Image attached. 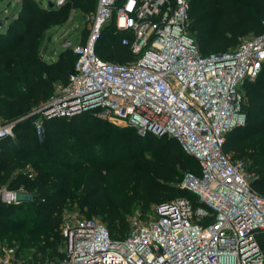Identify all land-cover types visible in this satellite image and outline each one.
<instances>
[{
    "label": "built area",
    "instance_id": "1",
    "mask_svg": "<svg viewBox=\"0 0 264 264\" xmlns=\"http://www.w3.org/2000/svg\"><path fill=\"white\" fill-rule=\"evenodd\" d=\"M114 16L116 31L129 34L123 38L134 57L129 62L104 60L96 51ZM86 20L85 41L71 46L74 72L34 111L39 136L45 118L91 111L141 135L175 138L201 172H186L178 183L192 197L131 214L124 239L97 218L65 212L58 264H264V195L252 185L256 174L246 159L225 151L228 133L247 120L244 85L261 72L264 32L203 54L189 0H98ZM14 135L13 122H0V141ZM0 200L19 202L7 187ZM10 253L0 264L11 263Z\"/></svg>",
    "mask_w": 264,
    "mask_h": 264
},
{
    "label": "trees",
    "instance_id": "2",
    "mask_svg": "<svg viewBox=\"0 0 264 264\" xmlns=\"http://www.w3.org/2000/svg\"><path fill=\"white\" fill-rule=\"evenodd\" d=\"M201 1L214 6L215 17L207 20L199 14L196 6ZM189 2L192 29L203 54L232 49L244 37L264 32V0ZM18 3L7 29L0 30V91L7 95L0 114L14 123L15 133L0 141V188L16 191L19 202L0 200V232L12 231L25 247L45 242L58 264L63 256L64 213L74 201L87 207V217L100 216L113 238L124 239L135 207L144 215L173 198L192 197L178 183L186 172L200 174L201 169L198 159L175 138L141 135L132 126L101 119L91 111L45 118L39 136L34 124L39 115L34 111L50 99L57 82H67L77 60L71 46L56 59H45L42 39L73 13L92 15L98 0ZM87 34L85 28L82 42ZM125 36L129 34L116 31L114 16L97 43L98 55L122 63L133 60ZM244 90L247 120L228 133L225 151L250 162L248 167L256 174L252 185L264 195V143L254 145L251 140L264 131V63ZM106 184H112L107 193ZM259 241L264 245V233ZM46 258L44 253L39 264Z\"/></svg>",
    "mask_w": 264,
    "mask_h": 264
},
{
    "label": "rangeland",
    "instance_id": "3",
    "mask_svg": "<svg viewBox=\"0 0 264 264\" xmlns=\"http://www.w3.org/2000/svg\"><path fill=\"white\" fill-rule=\"evenodd\" d=\"M45 4L49 1L56 3V0H43ZM19 0H0V30L4 31L7 29L11 18L15 16L17 11ZM57 4V3H56ZM201 16H205L207 20L212 19L216 16L214 6L209 4V2L201 1L196 6ZM85 28H89V23L86 20V16L80 12L73 13V15L62 25L52 26L45 33L41 42V53L43 57L47 60L56 59L60 52L65 48V44L71 41V46L80 42L83 38V31ZM6 93L0 91V106L3 100L6 98ZM83 121L82 118L80 119ZM1 123H9L4 116L0 114ZM252 143L254 145H259L264 143V131L259 132L257 135L251 137ZM251 151V150H249ZM230 155L235 154L232 151L228 152ZM118 152L116 151L113 158H116ZM247 161V160H246ZM248 164L250 163L247 161ZM112 184H106L104 191L107 193L112 187ZM87 207L79 206L76 201L73 204L67 206L66 212H71L78 215L89 216L86 213ZM153 211V209H152ZM151 211V213H152ZM141 212L139 206L135 207L132 214ZM149 214V213H146ZM145 214V215H146ZM92 217L97 218L101 221L102 218L97 214ZM61 249V247H60ZM10 250H13L10 253ZM11 254L10 264H39L40 259L43 254L46 253L47 258L45 264H56L58 258H52V252L47 247L45 242H40L38 244H32L30 246H22L21 243L12 237V231L0 232V258H4Z\"/></svg>",
    "mask_w": 264,
    "mask_h": 264
},
{
    "label": "water",
    "instance_id": "4",
    "mask_svg": "<svg viewBox=\"0 0 264 264\" xmlns=\"http://www.w3.org/2000/svg\"><path fill=\"white\" fill-rule=\"evenodd\" d=\"M263 23H264V19H263ZM69 46H71V41H68L66 44H65V48H67V47H69ZM31 117V116H30ZM30 117H28V118H30Z\"/></svg>",
    "mask_w": 264,
    "mask_h": 264
},
{
    "label": "crops",
    "instance_id": "5",
    "mask_svg": "<svg viewBox=\"0 0 264 264\" xmlns=\"http://www.w3.org/2000/svg\"><path fill=\"white\" fill-rule=\"evenodd\" d=\"M77 13V12H76Z\"/></svg>",
    "mask_w": 264,
    "mask_h": 264
}]
</instances>
